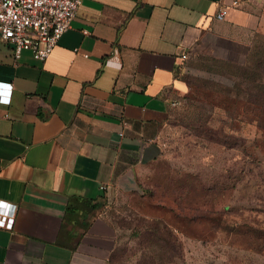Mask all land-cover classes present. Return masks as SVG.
Returning a JSON list of instances; mask_svg holds the SVG:
<instances>
[{
	"label": "crops",
	"instance_id": "1",
	"mask_svg": "<svg viewBox=\"0 0 264 264\" xmlns=\"http://www.w3.org/2000/svg\"><path fill=\"white\" fill-rule=\"evenodd\" d=\"M232 1L84 0L45 62L0 42V201L16 206L0 264L108 263L117 233L100 208L160 155L185 70L248 57L264 0L215 20ZM72 198L95 209L67 217Z\"/></svg>",
	"mask_w": 264,
	"mask_h": 264
},
{
	"label": "rangeland",
	"instance_id": "2",
	"mask_svg": "<svg viewBox=\"0 0 264 264\" xmlns=\"http://www.w3.org/2000/svg\"><path fill=\"white\" fill-rule=\"evenodd\" d=\"M215 68L185 70L160 155L100 208L107 264H264V110L248 104L264 100V19L246 60Z\"/></svg>",
	"mask_w": 264,
	"mask_h": 264
},
{
	"label": "built area",
	"instance_id": "3",
	"mask_svg": "<svg viewBox=\"0 0 264 264\" xmlns=\"http://www.w3.org/2000/svg\"><path fill=\"white\" fill-rule=\"evenodd\" d=\"M84 0H0V42L10 47L18 60L28 52L39 62H45L62 35L70 28ZM241 0H233L215 15L217 21H230ZM85 34H87L85 32ZM183 61L186 55L181 57ZM0 87H3L0 85ZM8 97H0V104H9ZM16 206L0 201V223L10 230Z\"/></svg>",
	"mask_w": 264,
	"mask_h": 264
},
{
	"label": "trees",
	"instance_id": "4",
	"mask_svg": "<svg viewBox=\"0 0 264 264\" xmlns=\"http://www.w3.org/2000/svg\"><path fill=\"white\" fill-rule=\"evenodd\" d=\"M263 97L260 95L252 97L249 99L248 104H251L254 109L256 108H262L264 110V100ZM84 209H89V210H94L95 205L89 207V203H86V201H81L76 198H72L69 200V203L66 207L65 214L67 217H74L79 211L84 210Z\"/></svg>",
	"mask_w": 264,
	"mask_h": 264
}]
</instances>
